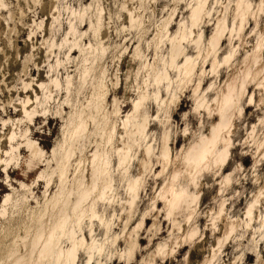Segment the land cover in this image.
<instances>
[{
  "label": "rangeland",
  "instance_id": "374dc122",
  "mask_svg": "<svg viewBox=\"0 0 264 264\" xmlns=\"http://www.w3.org/2000/svg\"><path fill=\"white\" fill-rule=\"evenodd\" d=\"M198 1L0 0V264H41L62 214L91 264H264V0H204L193 24ZM94 157L112 187L79 220Z\"/></svg>",
  "mask_w": 264,
  "mask_h": 264
},
{
  "label": "bare ground",
  "instance_id": "6f19581e",
  "mask_svg": "<svg viewBox=\"0 0 264 264\" xmlns=\"http://www.w3.org/2000/svg\"><path fill=\"white\" fill-rule=\"evenodd\" d=\"M203 3H204V0H199L198 1V5L192 11V14H191L192 17L191 18H192V23L193 24H195L197 22V20H198V18L200 16V12L202 11L201 9H203V7H202ZM190 34H191V32H190ZM219 35H220L219 33L216 34V36L212 37V39L210 40V46L212 48L215 47V44H216V42H217V40L219 38ZM180 36H181V38L184 39L187 36L186 30L184 32H182V35H180ZM198 41L199 40H197V42ZM173 48H174V51H177V52L181 49L180 42L178 43L175 40V37L173 38ZM190 59H191L190 57L186 56V60L183 63V66H184V69L186 70V72H188L189 70H192V66L190 65ZM232 88H231V90H232ZM232 91H234V89ZM232 91H230V92H232ZM230 94H232V93H230ZM228 97L229 96H227V98ZM222 99H224V97ZM225 100L226 99H224V101ZM228 100H229V98H228ZM221 102L223 103V100ZM227 102H225V104ZM225 104H223V105L225 106ZM134 107H135V111L133 110L134 112L132 113V115H134L135 113L136 114L138 113L139 108L141 107V100L136 101ZM227 108L229 109V107H227ZM228 109H227V111H228ZM26 112H27V110H26ZM145 127H146V119L137 120L135 122V128H136V131L138 133L140 131L144 130ZM83 128H85V127L82 124V125H80L77 128V131L78 132L84 131ZM217 137L204 139V141L201 142V144H199L198 147L195 148V150L190 152L192 154V157L195 160H197L196 161L197 164H198L199 161H202V160L205 161V158H206L208 152H210V150H212L211 149L213 147L212 146L213 145L212 142H214ZM28 142L30 143L31 141H28ZM32 144H34L36 146V144L34 142H32ZM165 149H167V148H165ZM164 154H165L164 156H166L167 153L165 152ZM189 156L190 155H188V157ZM221 156H223V155H221ZM128 158H129V156H128V151L127 150H120L119 151L118 161H119V165L120 166H122L126 162V160ZM190 158H191V156H190ZM96 160H97V156H96ZM189 161H191V159ZM203 161H202V163H203ZM192 163H194V160H192ZM194 164L197 165L196 163H194ZM200 165H202V164L200 163ZM108 175L109 174L107 173V165H105V167H103V168H99V166L95 167V157H94V159H93L92 181L88 185L84 182V179H81V180L77 181V186H78L77 190H78V192H77L76 200L71 202L70 198H68V197H66L65 199H60V197H62L61 196L62 192H59L57 195H55L52 200L54 202H58V201L62 200V208H60L61 211L63 210L62 213L65 212V209H67L68 205L71 202L72 203V206H71L72 210L77 215V219H79V220H81L83 218V215H84V213L87 210H90L91 211V215L94 216L95 215L94 203H91L88 208H86L87 206L85 205V203L87 202V200L89 199L91 194L96 190V188L98 187L99 183H100L99 192H100L101 196L103 194H106V192L111 189L112 180L110 179V177ZM136 181H138V179H135V181H133L131 183V185H130L131 191H135L137 189L136 184L138 182L136 183ZM182 191L183 192L180 195H177V198H179V202H180V199L184 198V195L186 194L185 190H182ZM173 193H174V191H173ZM8 198L9 197L5 198V200L3 201V204L6 203ZM169 198H171V197H169ZM187 199L188 198H186V201H187ZM182 203H184V200H183ZM68 218H69L68 216H66L65 214H62V216L56 222H54V224L51 227H49V224H48V226L47 225H41L40 228L37 230V233L33 237V240H32L31 243H32L33 249L40 244L39 245L40 247L38 249V258L43 260V261H41V264H52V263H54V264H60V263L61 264H75V261H76V258H77V252L79 251L80 248H82L84 246L86 247V250H87L88 255H89V258H88V260H87V262L85 264H91V260L93 258V251L95 250L97 245H96L95 242H92L91 244H86V239H85L84 236H81L80 238L75 236L74 233L72 232V229H69V227L67 225ZM46 229H48V230H46ZM67 233H68V236H69V238L71 240L72 245L70 247L66 248V249L58 247V241L56 242L57 236L58 235L62 236L64 234L66 235ZM33 249H32V252H33ZM19 262H21V258L16 259V261H14V264H19Z\"/></svg>",
  "mask_w": 264,
  "mask_h": 264
}]
</instances>
